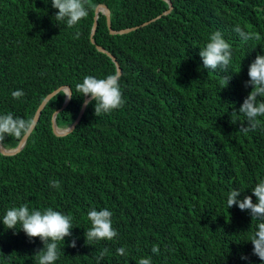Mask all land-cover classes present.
I'll list each match as a JSON object with an SVG mask.
<instances>
[{
    "label": "trees",
    "instance_id": "16d2710c",
    "mask_svg": "<svg viewBox=\"0 0 264 264\" xmlns=\"http://www.w3.org/2000/svg\"><path fill=\"white\" fill-rule=\"evenodd\" d=\"M89 0V15L67 28L55 21L51 0H0V114L33 119L44 98L69 86L72 98L56 115L59 128L78 117L86 98L75 91L83 77L122 68L124 106L97 117L94 102L73 131L57 134L53 117L65 90L43 109L25 146L11 155L0 151V218L9 208L52 207L72 217V237L59 242L55 264H264L248 242L257 221L238 206L228 209L233 189L241 199L264 179V128L245 135L239 110L252 91L248 70L264 54V0ZM156 18L127 33H111ZM161 15V17H160ZM239 24L254 39L243 42ZM232 45L227 71L207 70L199 55L213 31ZM231 78L228 86L223 78ZM227 86V87H226ZM226 87V88H225ZM25 95L13 99L11 92ZM234 122H232V114ZM261 124L264 126V118ZM21 140L1 143L15 148ZM51 180L60 188L50 186ZM108 208L114 240L86 243L91 208ZM75 238L77 247L69 246ZM159 245L155 254L152 247ZM44 247L0 221V264H36ZM126 248V255L116 253ZM248 259H241V256Z\"/></svg>",
    "mask_w": 264,
    "mask_h": 264
},
{
    "label": "clouds",
    "instance_id": "9594fccd",
    "mask_svg": "<svg viewBox=\"0 0 264 264\" xmlns=\"http://www.w3.org/2000/svg\"><path fill=\"white\" fill-rule=\"evenodd\" d=\"M51 4L53 8L58 9L54 17L55 21L67 28L78 25L89 15V0H51ZM233 30L243 42L255 38L252 32L245 31L239 24ZM199 55L203 61V68L227 71L233 58V49L223 33L216 30L210 34L208 43L201 48ZM248 76L250 79L245 82V87H251L252 91L236 111L246 118V123L242 122L238 130L245 135L258 128H264L260 119L264 118V54L256 56L249 66ZM231 78L227 76L223 78L227 86ZM119 80L120 73H113L105 78L86 75L82 82L75 85V91L81 94V98H86L83 101L85 107L94 102L95 115L99 117L124 106L125 100ZM24 95L23 90L11 92L12 98L16 100L21 99ZM63 95L69 99L72 98L70 90ZM236 112L232 114V122H234L233 116L236 115ZM35 125V119L17 117L11 112L0 114V142L6 137L22 140L32 134ZM50 186L58 189L60 182L51 180ZM252 194L256 197L255 202L252 195L241 199V191L231 190L227 196V207L230 209L233 206H238L241 211H249L252 221H257L255 231L248 242L253 245V255L264 262V179H260L256 183L252 188ZM112 216L113 213L108 208L98 210L93 207L89 209L87 218L90 221V227L84 233L87 244L91 241H111L117 237L118 233L112 226ZM0 221L9 230H17L19 225V230H22L30 240L39 238L43 242L44 247L34 254L36 264H55L59 258V242H64L66 237H72V217L54 210L52 207L43 210H30L27 204H21L9 208ZM69 246L77 247L75 238L71 240ZM108 252V248H103L97 253V264H100ZM152 252L159 254V245H154ZM116 253L124 256L126 248L119 247L116 249ZM241 259L247 260L248 257L242 255ZM138 264H152V258L150 256L140 258Z\"/></svg>",
    "mask_w": 264,
    "mask_h": 264
},
{
    "label": "water",
    "instance_id": "95a60500",
    "mask_svg": "<svg viewBox=\"0 0 264 264\" xmlns=\"http://www.w3.org/2000/svg\"><path fill=\"white\" fill-rule=\"evenodd\" d=\"M166 1L169 2L170 7H169V9H168L167 11H165L163 14H168V13H170V12L172 11V9H173V3L171 2V0H166ZM100 11L106 14V16H107L108 26H109V29H110L111 33H127V32H130V31L136 30V29H138L139 27L145 26V25L151 23L152 21H154L155 19H157V17H156V18H153V19H151V20H149V21H146V22H144V23H142L141 25H138V26H133V27H129V28H124V29H121V30H115V29L112 28V24H111V10L109 9V7H108L106 4H103V3L98 4L97 7H96V13H97V14H96V16H95V23H94L93 30H92V34H91V40H92L93 43H96L94 36H95L96 30H97V26H98V16H99L98 13H99ZM160 17H161V15H160ZM96 46H97V48H98L100 51L107 53V54H108V55L114 60V62H115L116 65H117V69H118L117 73H120V75H121V74H122V68H121V65H120V63L118 62L117 58H116V57H115L110 51H108L106 48H104L103 46H101V45H96ZM62 89L65 90L66 92L70 90V91H71V94H72V90H71V88H70L69 86H61V87H59L58 89L54 90L53 92L49 93V94L44 98V100L42 101V103L40 104L39 108L37 109V111H36V113H35V116H34L33 119H35L36 124H37L38 120L40 119L41 113H42L43 109L45 108L46 104L48 103V101H49L54 95H56L60 90H62ZM69 102H70V99L66 97V100H65V102L63 103V106H62L60 109H58V110L56 111V113L54 114V117H53V127H54L55 132H56L57 134H59V135H61V134H67V133L73 131L74 128L76 127V125L79 123L80 119L82 118V115H83V113H84V111H85V109H86V107L84 106V103H83V106H82V108H81V110H80V113H79L77 119H76V120H75V121H74L69 127H66V128H64V129L59 128V127L57 126V123H56V115H57V113H58L59 111H61L62 109H64V108L69 104ZM35 126H36V125H35ZM28 137H29V136H28ZM28 137L22 139V140L19 142V144H18L15 148H6V147L0 142V151H1L2 153H4V154H7V155L15 154V153L19 152L20 150H22V148H23V147L25 146V144H26V141H27Z\"/></svg>",
    "mask_w": 264,
    "mask_h": 264
}]
</instances>
